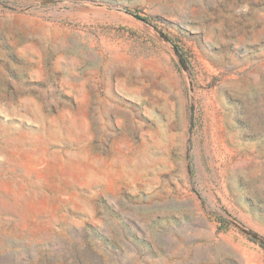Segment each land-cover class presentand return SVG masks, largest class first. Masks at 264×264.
Returning a JSON list of instances; mask_svg holds the SVG:
<instances>
[{
  "label": "rangeland",
  "instance_id": "rangeland-1",
  "mask_svg": "<svg viewBox=\"0 0 264 264\" xmlns=\"http://www.w3.org/2000/svg\"><path fill=\"white\" fill-rule=\"evenodd\" d=\"M0 264H264V0H0Z\"/></svg>",
  "mask_w": 264,
  "mask_h": 264
},
{
  "label": "trees",
  "instance_id": "trees-1",
  "mask_svg": "<svg viewBox=\"0 0 264 264\" xmlns=\"http://www.w3.org/2000/svg\"><path fill=\"white\" fill-rule=\"evenodd\" d=\"M125 12L128 13V14L134 15L135 17H137V18L140 19V20L148 21L147 18L141 17V16H139V15H137V14H135V13H132V12H130V11H128V10H126Z\"/></svg>",
  "mask_w": 264,
  "mask_h": 264
}]
</instances>
